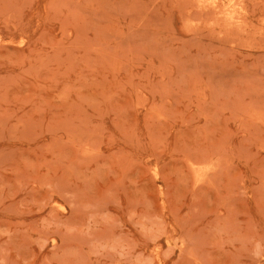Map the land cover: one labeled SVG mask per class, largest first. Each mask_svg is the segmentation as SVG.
<instances>
[{"label":"rangeland","instance_id":"rangeland-1","mask_svg":"<svg viewBox=\"0 0 264 264\" xmlns=\"http://www.w3.org/2000/svg\"><path fill=\"white\" fill-rule=\"evenodd\" d=\"M0 264H264V0H0Z\"/></svg>","mask_w":264,"mask_h":264}]
</instances>
